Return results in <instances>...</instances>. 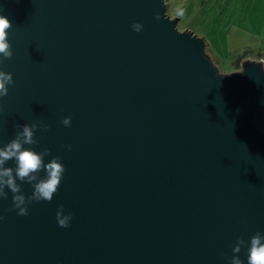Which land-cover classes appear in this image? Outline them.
<instances>
[{
	"label": "water",
	"instance_id": "95a60500",
	"mask_svg": "<svg viewBox=\"0 0 264 264\" xmlns=\"http://www.w3.org/2000/svg\"><path fill=\"white\" fill-rule=\"evenodd\" d=\"M0 15L13 26L0 70L15 82L0 147L41 125L25 148L66 169L27 216L6 189L0 264H229L239 238L264 233L263 61L221 73L165 0H0Z\"/></svg>",
	"mask_w": 264,
	"mask_h": 264
},
{
	"label": "clouds",
	"instance_id": "9594fccd",
	"mask_svg": "<svg viewBox=\"0 0 264 264\" xmlns=\"http://www.w3.org/2000/svg\"><path fill=\"white\" fill-rule=\"evenodd\" d=\"M160 19L159 16L156 17ZM11 21L0 15V64L5 60L13 57L12 45L9 43V30L12 28ZM132 29L140 33L143 26L134 23ZM13 74L0 70V109L3 108L2 100L9 95V86L14 85ZM65 127H70L72 118L69 116L62 121ZM22 128L18 131L16 137L12 139L6 146L0 147V199H8V191L12 195L13 207L9 211H16L19 216H27L29 214V205L40 203L43 201L51 202L54 194H56L61 185L64 173L66 171L61 163V157H53L51 162L45 164L44 158L51 156V150L45 148L39 154L31 148H25V145H39V141L35 138V133L41 128V125H17ZM49 126L43 125V131L48 132ZM71 150V146H66ZM15 161L16 167H6L9 161ZM44 171L46 176L41 178L39 173ZM17 179L26 182L33 187V193L30 197L22 194L21 184L17 183ZM3 217H0L2 220ZM73 214H64V207L61 205L56 212V220L61 228L70 227ZM247 247V264H264V233L257 232L251 237L250 246L243 239L239 238L233 247V255L229 260V264H244L239 258L242 248Z\"/></svg>",
	"mask_w": 264,
	"mask_h": 264
},
{
	"label": "rangeland",
	"instance_id": "374dc122",
	"mask_svg": "<svg viewBox=\"0 0 264 264\" xmlns=\"http://www.w3.org/2000/svg\"><path fill=\"white\" fill-rule=\"evenodd\" d=\"M198 0H165L167 13L172 19L179 18V31L189 30L195 35L203 34L205 38V53L210 56L215 66L223 74L240 73L242 71L243 62L247 61L246 57L249 52L237 53L235 50L239 41L228 37L229 21L228 14L225 12L223 16H215L205 13L201 10ZM201 1V0H199ZM211 1L207 5H210ZM227 4V0L226 3ZM225 21L223 26L219 24ZM221 30L217 33L214 29ZM231 29V27H229ZM198 36V35H197ZM199 37V36H198ZM202 38V37H200ZM261 61V60H258Z\"/></svg>",
	"mask_w": 264,
	"mask_h": 264
},
{
	"label": "crops",
	"instance_id": "0c3cea01",
	"mask_svg": "<svg viewBox=\"0 0 264 264\" xmlns=\"http://www.w3.org/2000/svg\"><path fill=\"white\" fill-rule=\"evenodd\" d=\"M209 1L211 3L207 5ZM197 3L206 14L223 16L227 12L228 37L231 39L233 36V39L239 41L235 51L249 52L244 58L252 61L261 60L264 64V0H227V4L226 0H198ZM223 24L224 20L219 25ZM215 30L217 33L221 31L216 28ZM197 35L205 38L203 34Z\"/></svg>",
	"mask_w": 264,
	"mask_h": 264
}]
</instances>
